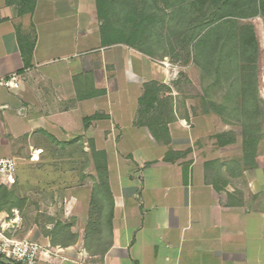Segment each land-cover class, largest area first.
<instances>
[{
    "label": "crops",
    "instance_id": "0c3cea01",
    "mask_svg": "<svg viewBox=\"0 0 264 264\" xmlns=\"http://www.w3.org/2000/svg\"><path fill=\"white\" fill-rule=\"evenodd\" d=\"M11 73L0 157L16 159L22 206L47 219L22 235L57 250L36 264H264V152L246 165L230 125L179 95L168 67L103 46L94 0H36L25 15L0 0V77ZM149 82L163 112L141 110Z\"/></svg>",
    "mask_w": 264,
    "mask_h": 264
},
{
    "label": "trees",
    "instance_id": "16d2710c",
    "mask_svg": "<svg viewBox=\"0 0 264 264\" xmlns=\"http://www.w3.org/2000/svg\"><path fill=\"white\" fill-rule=\"evenodd\" d=\"M94 1L103 46L125 44L150 56L151 52L140 45L147 33L165 27L169 37L177 38L186 48V56H191L209 82L201 99L202 108L214 112L226 123L233 120L240 126L242 160L246 165L253 164L264 135L261 130L264 104L259 94L260 45L254 25L244 20L261 17L264 21V0ZM6 2L16 5L19 15L32 13L36 5V0ZM17 39L22 55L29 58L33 43L22 44L18 30ZM211 87L224 92L221 100L211 99L208 92ZM162 88L156 82L145 83L141 110L166 109V101L159 99ZM98 92L94 90L93 95ZM228 139H233L229 133ZM93 157L99 160L97 187H106L104 153L93 147ZM15 200L12 191L0 190V210L4 206L8 211L21 209ZM100 204L101 197L93 195V207ZM93 224L97 231L98 221Z\"/></svg>",
    "mask_w": 264,
    "mask_h": 264
},
{
    "label": "rangeland",
    "instance_id": "374dc122",
    "mask_svg": "<svg viewBox=\"0 0 264 264\" xmlns=\"http://www.w3.org/2000/svg\"><path fill=\"white\" fill-rule=\"evenodd\" d=\"M244 22H250L254 25L256 36L260 45V57L258 66L261 82L259 85V94L264 104V21L261 17H254L244 20ZM140 45L141 47L151 52L150 57L154 60L155 65H165L166 67H168L167 75L169 76V78H171V76L174 77V88L177 89L179 95L188 94L192 96L193 100L196 101V103L198 102L201 104V99L204 95V89L209 85V82L204 77H202L200 68L193 62L191 56H186V48L181 43H179L175 36L169 37L168 31L165 27H158V30H155L152 33H147L144 36L143 40H141ZM107 61L110 62L111 60L107 59ZM208 92L211 99L216 101L221 100V97L224 94V92L219 91V89L216 87L208 88ZM220 120L222 121V123L224 122L223 118H220ZM227 121H230V119ZM227 124L230 125L228 131H231L232 133H234V135L236 134V136L241 139L240 126L233 120ZM261 130L263 135L264 119L262 121ZM258 146V150L263 153L264 135L262 136V139ZM0 186V190L6 188L12 191V193L16 197V203L20 204L21 206V230L23 231L24 229L23 232H25V230L28 229L29 226L33 223L37 224L39 226V229L42 230V226L44 227L43 224L47 222V219H45L42 214L36 213L33 210L32 206H22L21 197L19 195L16 183L12 185L0 184ZM107 204L108 201L104 198V200H102V204H100L99 206H103L104 211L107 209ZM2 209H7V206L2 207ZM104 213L102 215L95 214L94 219L96 217L97 219L99 217H102ZM23 226L25 227L23 228ZM22 231L20 232V235H22Z\"/></svg>",
    "mask_w": 264,
    "mask_h": 264
},
{
    "label": "built area",
    "instance_id": "2783aa9c",
    "mask_svg": "<svg viewBox=\"0 0 264 264\" xmlns=\"http://www.w3.org/2000/svg\"><path fill=\"white\" fill-rule=\"evenodd\" d=\"M18 75L11 73L0 77V85L17 87ZM17 162L12 156L0 157V184L12 185L15 183ZM21 216L17 208L0 210V260L18 264H36L43 256L57 253L49 245H41L28 236L20 235Z\"/></svg>",
    "mask_w": 264,
    "mask_h": 264
}]
</instances>
